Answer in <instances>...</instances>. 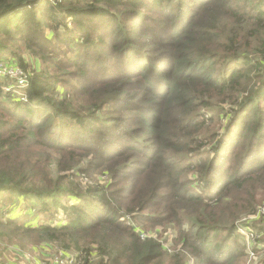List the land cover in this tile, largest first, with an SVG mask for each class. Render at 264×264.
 <instances>
[{
  "label": "trees",
  "instance_id": "16d2710c",
  "mask_svg": "<svg viewBox=\"0 0 264 264\" xmlns=\"http://www.w3.org/2000/svg\"><path fill=\"white\" fill-rule=\"evenodd\" d=\"M10 34L56 67L28 71L27 101L0 82V192L48 218L15 220L24 211L1 204V238L56 242L76 264H243L236 221L264 195V0H0V39ZM94 170L107 186L82 185ZM166 225L167 240L146 232Z\"/></svg>",
  "mask_w": 264,
  "mask_h": 264
},
{
  "label": "rangeland",
  "instance_id": "374dc122",
  "mask_svg": "<svg viewBox=\"0 0 264 264\" xmlns=\"http://www.w3.org/2000/svg\"><path fill=\"white\" fill-rule=\"evenodd\" d=\"M53 0H40V3L45 4L46 2H51ZM181 2L185 3L189 0H180ZM176 4H180L179 1L176 2ZM189 5H192L190 2ZM178 8V7H177ZM183 13H186L187 10L185 8H181ZM175 20H179V16L177 13H174ZM22 16V14L18 13V15L13 16L16 20H19V17ZM157 19L159 20L161 17L156 15ZM85 18V17H83ZM88 20L85 18V21ZM65 21L73 24L74 28L76 29V22L73 21L71 17H65ZM135 22V21H134ZM177 23V21L175 22ZM131 24V23H129ZM136 24V23H135ZM161 31H164L167 28H171L172 25L162 22ZM15 28L11 27V32L15 34ZM102 34V33H101ZM98 36V35H97ZM14 36L10 34L9 36H3L0 40L3 42L4 46L6 48L0 49V62L4 63L6 66V71H4V74H0V82L6 83L4 86V92L8 95H14L15 97L20 98L23 101H27L26 96V90L29 87V80L27 78L30 75V70H34L35 68H39V70L44 71L45 69L49 68L54 71L55 62L56 60L51 58L49 55L48 57H44V55L39 52V49H33L34 51H30L26 48V45L20 41V40H13ZM58 41H56L53 38H50V42L47 43V50H52L53 46L57 45ZM15 48L17 50L19 56H22V58L25 60L28 70L23 69L21 66H19L18 59H14L13 61L11 59V55L9 53V49ZM62 45L60 49H62ZM152 47V46H151ZM149 48V47H148ZM147 49V48H146ZM65 52L67 50H57L54 52L56 57L65 56ZM152 56L153 58L152 62L154 64H162L164 66V62L166 61V57H161L159 53H156L155 48L152 50ZM46 58H49L48 60H45ZM63 60H65L63 58ZM55 61V62H54ZM164 61V62H163ZM101 62H103L101 60ZM37 66V67H36ZM110 67V66H109ZM106 69H109L108 66ZM218 69V67H217ZM169 70V67L167 66L165 68V72ZM19 71L23 72V77L26 79L25 83L20 82L17 78H12V75L10 72ZM39 71V72H41ZM25 84V85H22ZM154 85L156 89H153V91L156 92H165V87L162 84L154 82ZM134 87L137 86V83L133 85ZM135 112H132L134 114ZM122 114V113H121ZM223 115V114H222ZM219 125L222 127L214 129V132L220 133L221 131L224 132L223 128L227 125V119L221 116V120ZM137 141V140H136ZM134 143V141H133ZM137 146H142V144L137 143ZM144 146V144H143ZM213 146V145H210ZM130 152L133 155L138 156L137 159H141L140 156H144V153L151 152V149L142 151L139 147H134L133 149H130ZM179 157V156H177ZM94 158V155L88 156L87 158H84L83 162L80 164V167L87 161H90V159ZM187 160V159H186ZM236 170V169H235ZM218 173L214 174L213 180L217 177ZM82 179V180H81ZM80 182H82V185L87 187L89 185L95 186H107V184L110 181V176L108 174L103 173V171H92L89 173L87 178H81ZM215 185V183H212L210 186H203L202 188L193 186L190 187L193 190H203L208 189L211 186ZM217 187L212 190L216 191ZM264 194V193H263ZM261 203L258 205V209L252 214H245L239 217V219L236 221L238 227H237V233L235 241L236 243L242 248L243 251H245V254L243 255V264H264V232H261V229L264 228V195H260ZM63 202H75L74 199H71L68 196H63L62 198ZM3 205V209L10 208L13 204H15L17 210L24 211L23 214L19 215L15 220L21 218L23 216L22 222H32V224H36L38 222L42 223L47 221V215L45 213L38 212L39 209L37 207V204L39 202H26L24 201L23 197L18 196V193L14 192H0V205ZM28 207H32L33 209L28 210ZM37 207V209L35 208ZM28 210V211H27ZM58 215L59 217L62 216L61 209H58ZM126 222L129 225H133L137 227V230H141L142 226L141 224H138L136 221H133L130 216L124 217ZM157 227V228H156ZM153 229H149L146 232H149L153 235V237H158L157 234L164 235V231L167 232L166 236L164 238H160L161 241L169 239L171 237L167 236L169 231L172 232L176 229L173 228L172 225H166V226H156ZM160 227V228H158ZM170 231V232H171ZM261 232V235L255 237L254 234ZM225 232L222 231L220 234L223 235ZM170 234V233H169ZM4 237L7 240H4L0 237V264H34V263H49L51 260H53L56 257L62 256L63 258L71 257V258H77V255L79 254L75 250H65L63 249L58 243L48 240H34L30 235H23L20 231H18L13 239H8V236L6 234H3ZM254 242H258V251H252L251 248L253 247ZM168 247L167 249H169ZM170 250V249H169ZM192 264V263H191Z\"/></svg>",
  "mask_w": 264,
  "mask_h": 264
},
{
  "label": "built area",
  "instance_id": "2783aa9c",
  "mask_svg": "<svg viewBox=\"0 0 264 264\" xmlns=\"http://www.w3.org/2000/svg\"><path fill=\"white\" fill-rule=\"evenodd\" d=\"M5 66L6 65L4 63L0 62V74L2 75L4 74V71H6ZM10 74L12 75V78L14 79L17 78L22 83L26 82V79L23 78V77H26L24 76L23 72H19V71L13 72L12 71L10 72ZM22 85H25V84H22ZM141 236L145 238L146 234L141 232ZM76 263H77V259L75 257L74 258H71V257L63 258L62 256H59L51 260L49 263L40 262V263H34V264H76Z\"/></svg>",
  "mask_w": 264,
  "mask_h": 264
}]
</instances>
